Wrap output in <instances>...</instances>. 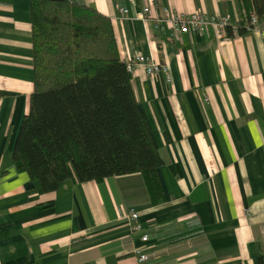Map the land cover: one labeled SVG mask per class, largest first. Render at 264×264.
I'll return each mask as SVG.
<instances>
[{"label":"crops","instance_id":"1","mask_svg":"<svg viewBox=\"0 0 264 264\" xmlns=\"http://www.w3.org/2000/svg\"><path fill=\"white\" fill-rule=\"evenodd\" d=\"M75 1L110 20L121 62L142 55L167 66L130 73L162 160L159 192L131 174L44 193L15 168L33 92L31 0H0V264H139L138 248L146 264H264V16L242 35H173L141 20L143 8L158 18H227L235 28L239 0Z\"/></svg>","mask_w":264,"mask_h":264},{"label":"trees","instance_id":"2","mask_svg":"<svg viewBox=\"0 0 264 264\" xmlns=\"http://www.w3.org/2000/svg\"><path fill=\"white\" fill-rule=\"evenodd\" d=\"M239 3L243 20L235 33L226 28L227 37L251 29L250 14L264 16V0ZM30 8L33 92L12 152L15 168L44 193L66 181L139 174L155 196L162 160L110 20L75 0H31Z\"/></svg>","mask_w":264,"mask_h":264},{"label":"built area","instance_id":"3","mask_svg":"<svg viewBox=\"0 0 264 264\" xmlns=\"http://www.w3.org/2000/svg\"><path fill=\"white\" fill-rule=\"evenodd\" d=\"M129 3H133L134 0H128ZM120 16L125 18L127 16V10L120 9ZM140 19L144 21H152L155 28L163 31L165 26L170 28V32L173 35L184 34H203L207 29H214L216 31H225L228 25L227 18H215L206 17L203 14H173L165 13L163 17H155L150 15V8L145 7L140 14ZM257 17L254 14L249 16V25L254 27L257 24ZM233 33L236 32V28H232ZM126 70L129 73L135 71L138 67H142L148 76L155 75L157 73H167V66L153 62L152 60L144 56H134L128 62L125 63ZM128 217L132 222L131 229L134 232H141V225L138 222L137 213L134 211H128ZM141 241L146 242L148 236L142 234L140 236ZM139 264H146L149 261V256L144 249L138 248L135 250Z\"/></svg>","mask_w":264,"mask_h":264}]
</instances>
